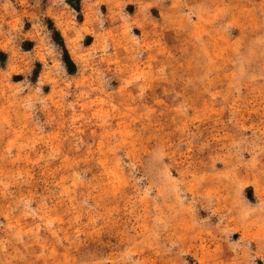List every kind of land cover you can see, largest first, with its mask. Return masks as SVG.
<instances>
[{
	"label": "rangeland",
	"instance_id": "rangeland-1",
	"mask_svg": "<svg viewBox=\"0 0 264 264\" xmlns=\"http://www.w3.org/2000/svg\"><path fill=\"white\" fill-rule=\"evenodd\" d=\"M0 264H264V0H0Z\"/></svg>",
	"mask_w": 264,
	"mask_h": 264
}]
</instances>
